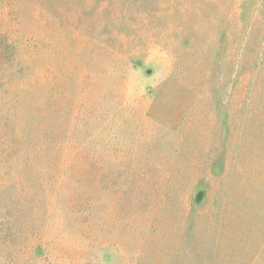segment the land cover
I'll use <instances>...</instances> for the list:
<instances>
[{"label": "rangeland", "instance_id": "rangeland-1", "mask_svg": "<svg viewBox=\"0 0 264 264\" xmlns=\"http://www.w3.org/2000/svg\"><path fill=\"white\" fill-rule=\"evenodd\" d=\"M0 264H264V0H0Z\"/></svg>", "mask_w": 264, "mask_h": 264}]
</instances>
